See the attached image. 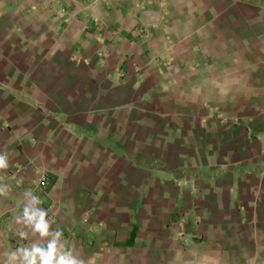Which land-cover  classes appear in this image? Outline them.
<instances>
[{
	"label": "crops",
	"instance_id": "crops-1",
	"mask_svg": "<svg viewBox=\"0 0 264 264\" xmlns=\"http://www.w3.org/2000/svg\"><path fill=\"white\" fill-rule=\"evenodd\" d=\"M0 155V264L28 191L83 264H264V0H0Z\"/></svg>",
	"mask_w": 264,
	"mask_h": 264
},
{
	"label": "clouds",
	"instance_id": "clouds-1",
	"mask_svg": "<svg viewBox=\"0 0 264 264\" xmlns=\"http://www.w3.org/2000/svg\"><path fill=\"white\" fill-rule=\"evenodd\" d=\"M7 167V157L0 155V169ZM24 196L25 203L18 222L30 228L39 238H46V243L34 242L27 247H18L7 254L4 264H83L71 249H64L60 244L62 233L59 230L50 231V221L46 218L48 213L39 207L42 203L40 197L31 191L25 192ZM19 236L23 239L26 233L22 231Z\"/></svg>",
	"mask_w": 264,
	"mask_h": 264
}]
</instances>
